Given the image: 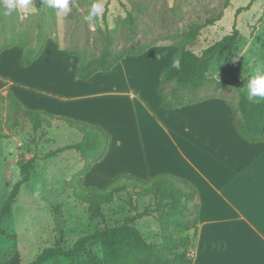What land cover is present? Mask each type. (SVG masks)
Instances as JSON below:
<instances>
[{
  "label": "crops",
  "instance_id": "obj_1",
  "mask_svg": "<svg viewBox=\"0 0 264 264\" xmlns=\"http://www.w3.org/2000/svg\"><path fill=\"white\" fill-rule=\"evenodd\" d=\"M175 52L173 44H157L83 80L79 58L51 39L27 67L14 46L0 54V90L29 109L108 132V151L84 174V186L101 189L126 172L143 179L171 173L194 184L200 211L193 264H264V141L240 135L223 97L165 108L158 87Z\"/></svg>",
  "mask_w": 264,
  "mask_h": 264
},
{
  "label": "trees",
  "instance_id": "obj_2",
  "mask_svg": "<svg viewBox=\"0 0 264 264\" xmlns=\"http://www.w3.org/2000/svg\"><path fill=\"white\" fill-rule=\"evenodd\" d=\"M237 10L236 16L253 5ZM93 0H78V4L86 6L87 13ZM230 0L225 2V8ZM36 34L10 30L11 36L7 42H0V54L9 48L19 46L22 49L20 64L24 67L31 65L42 54L50 39L47 29L55 23L56 10L48 8L37 0ZM16 12L5 15L0 12V32L5 33L7 20ZM223 11L206 19L205 22H192L184 30L177 31L172 37V44L176 52L164 69L158 92L162 97L165 108L172 109L192 104L207 97L201 93L212 83L223 85L211 77L212 63L221 54L234 53L241 38V31L233 25L230 33L222 39L196 53L191 45L195 43L200 32L208 25H214L221 20ZM123 23L136 32L138 16L136 10L128 12ZM118 28H99L102 47L97 55L88 57L85 53L72 49H65L69 54L79 58L77 77L88 80L98 72L111 70L126 56H136L146 52L156 45L149 42L143 46H135L122 51H116L115 35ZM232 58H229L231 61ZM179 63V68L174 63ZM233 115L234 123L240 135L250 142L264 141V101L249 102L245 93H240L237 104L227 100ZM14 116H27L34 130L50 129L57 120L79 134V140L44 155L34 154L20 168V178L12 187L10 194L0 208V222L13 210L22 185L31 180L36 170L38 160L57 157L67 150H75L80 154L83 163L79 171L68 183L73 197L88 205L87 214L92 221H100L101 226L92 233L78 238L70 247L63 245L61 237L52 246L44 248L29 264H45L55 258L74 259L82 252L87 257L80 264H193L191 252L195 244L199 229V191L189 180L171 173H159L143 179L128 173H122L114 178L106 188L84 186V174L94 163L102 160L109 148L110 137L106 130L99 125L89 124L66 116L53 115L42 110H32L24 106L8 88L0 90V140L8 139L5 132L6 122ZM125 194V197H124ZM121 197L134 212L126 216L122 222L115 225L109 223L105 208ZM149 199L148 204L140 211L142 200ZM144 217H153L160 227L159 240L149 241L139 229L136 222ZM99 243L102 255H99L91 245ZM3 264H23L22 255L16 251Z\"/></svg>",
  "mask_w": 264,
  "mask_h": 264
},
{
  "label": "rangeland",
  "instance_id": "obj_3",
  "mask_svg": "<svg viewBox=\"0 0 264 264\" xmlns=\"http://www.w3.org/2000/svg\"><path fill=\"white\" fill-rule=\"evenodd\" d=\"M226 1L102 0L104 11L101 17L85 22L86 6L79 5L78 0H70V13L65 16L56 10L55 23L47 32L50 39L63 49L69 48L92 57L102 47L99 28H118L114 49L122 51L149 42L156 45L172 44V37L177 31L186 29L192 22H205L207 18L223 11L222 19L203 28L191 48L196 53H201L230 33L234 24L237 25L241 38L234 53L221 54L212 63L210 76L223 85L212 83L201 93L205 97H223L235 105L240 93L246 94L244 84L248 75L249 55L254 52L264 58V0H255L250 9L237 16V10L248 6L252 0H230L228 8H225ZM36 2L37 0H33L27 12L21 10L7 20L5 33L0 32V42L8 41L10 30L36 34ZM132 9L136 10L138 16L136 32H132L123 23ZM4 118L5 132L9 138L0 140V208L19 180L21 166L30 157L34 154L44 155L78 139L74 130L57 120H54L53 128L36 131L27 116L12 115L7 119L4 115ZM53 160L55 162L48 159L37 161L36 170L31 180L22 185L12 212L0 222V264L16 251L21 253L23 264H29L44 248L54 245L61 237L64 238L63 245L70 247L78 238L101 226L100 221L89 218L88 205L76 200L68 188L69 181L83 165L80 154L75 150H67ZM53 162L54 169L51 166ZM103 178L106 179L107 176ZM93 181L95 176L91 182ZM37 191L39 195H36ZM149 201H141L140 211H143ZM105 211L112 225L134 213L121 197H117ZM136 224L149 241L159 240L160 227L153 217H144ZM91 248L102 255L99 243L92 244ZM86 257L87 252H82L74 259L55 258L45 264H80Z\"/></svg>",
  "mask_w": 264,
  "mask_h": 264
},
{
  "label": "clouds",
  "instance_id": "obj_4",
  "mask_svg": "<svg viewBox=\"0 0 264 264\" xmlns=\"http://www.w3.org/2000/svg\"><path fill=\"white\" fill-rule=\"evenodd\" d=\"M48 8L58 10L62 15H68L71 11L70 0H42ZM33 0H0V12L8 15L21 10H30ZM104 11L102 0H93L91 7L84 17L85 22L98 20ZM248 75L244 87L246 98L249 102L260 103L264 101V58H260L254 52L248 57ZM179 63H174V67L179 68ZM39 195V192H36Z\"/></svg>",
  "mask_w": 264,
  "mask_h": 264
},
{
  "label": "built area",
  "instance_id": "obj_5",
  "mask_svg": "<svg viewBox=\"0 0 264 264\" xmlns=\"http://www.w3.org/2000/svg\"><path fill=\"white\" fill-rule=\"evenodd\" d=\"M234 65H237V63H236V62H234Z\"/></svg>",
  "mask_w": 264,
  "mask_h": 264
},
{
  "label": "bare ground",
  "instance_id": "obj_6",
  "mask_svg": "<svg viewBox=\"0 0 264 264\" xmlns=\"http://www.w3.org/2000/svg\"><path fill=\"white\" fill-rule=\"evenodd\" d=\"M126 151V150H125ZM136 153H137V151H136Z\"/></svg>",
  "mask_w": 264,
  "mask_h": 264
}]
</instances>
